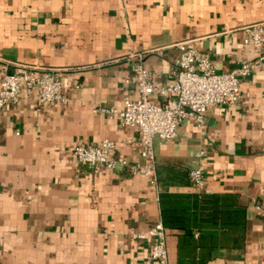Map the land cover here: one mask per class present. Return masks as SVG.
I'll return each mask as SVG.
<instances>
[{
	"label": "crops",
	"instance_id": "1",
	"mask_svg": "<svg viewBox=\"0 0 264 264\" xmlns=\"http://www.w3.org/2000/svg\"><path fill=\"white\" fill-rule=\"evenodd\" d=\"M259 22L264 0H0V62L60 71L65 99L48 106L23 90L0 109V264H158L129 233L162 221L161 201L177 218L162 221L167 264H264V60L239 78L236 102L154 138L157 190L128 167L94 171L71 154L109 139L112 157L138 160L127 142L137 129L103 111L137 97L123 83L135 54L154 83L174 80L184 41L229 72L257 59L243 39Z\"/></svg>",
	"mask_w": 264,
	"mask_h": 264
},
{
	"label": "built area",
	"instance_id": "2",
	"mask_svg": "<svg viewBox=\"0 0 264 264\" xmlns=\"http://www.w3.org/2000/svg\"><path fill=\"white\" fill-rule=\"evenodd\" d=\"M244 44L250 45L258 53L253 61L242 60L229 72H217L210 59L199 54L191 41L177 43L180 51L175 78L168 84L152 82L144 69L141 55L135 54L132 72L123 78L125 85H134L136 98L126 96L122 108L104 109L117 114L118 125L122 128H136L137 138L127 140L135 148L138 160L128 165L123 157H112L115 144L109 139H101L96 144L77 143L71 151L73 160L97 171L105 167L113 170L128 167L132 175H141L149 180L156 190L158 181L153 153L154 138L160 141L173 140L176 130L185 120L191 119L198 126L204 122L205 113L217 105H229L239 98V78L249 75L264 60V22L244 27ZM0 109L6 104H17L24 90L27 97L39 103L53 106L64 102L60 71H46L35 75L26 72H9L8 64L0 62ZM152 95L164 98L158 103L150 99ZM190 183L201 190L204 177L201 168L190 169ZM133 239L149 240V258L158 264H167L165 228L162 221L143 233L131 231Z\"/></svg>",
	"mask_w": 264,
	"mask_h": 264
},
{
	"label": "trees",
	"instance_id": "3",
	"mask_svg": "<svg viewBox=\"0 0 264 264\" xmlns=\"http://www.w3.org/2000/svg\"><path fill=\"white\" fill-rule=\"evenodd\" d=\"M160 210H161L162 221L166 226H171L175 224L176 216L171 212L167 204H165L163 201L160 202Z\"/></svg>",
	"mask_w": 264,
	"mask_h": 264
}]
</instances>
